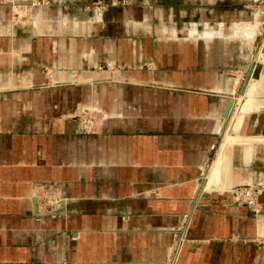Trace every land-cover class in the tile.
<instances>
[{"label":"crops","instance_id":"0c3cea01","mask_svg":"<svg viewBox=\"0 0 264 264\" xmlns=\"http://www.w3.org/2000/svg\"><path fill=\"white\" fill-rule=\"evenodd\" d=\"M29 2L0 0V264H264V0Z\"/></svg>","mask_w":264,"mask_h":264},{"label":"built area","instance_id":"2783aa9c","mask_svg":"<svg viewBox=\"0 0 264 264\" xmlns=\"http://www.w3.org/2000/svg\"><path fill=\"white\" fill-rule=\"evenodd\" d=\"M42 2V1H41ZM32 4L40 3L38 0H31ZM79 130L84 134H93L96 131V120L92 115H84L81 117L79 121ZM232 200L234 203L241 204L247 207L249 210L253 212H257L259 210V204L257 201L258 191L257 189L250 186H241L235 188L232 192ZM182 241L178 242L175 246L171 259L167 262V264L174 263V253L178 251L179 246H181Z\"/></svg>","mask_w":264,"mask_h":264},{"label":"water","instance_id":"95a60500","mask_svg":"<svg viewBox=\"0 0 264 264\" xmlns=\"http://www.w3.org/2000/svg\"><path fill=\"white\" fill-rule=\"evenodd\" d=\"M38 1L40 3H42L41 2L42 0H38ZM29 3H30L31 6L34 5V4L31 3V0H30ZM263 50H264V45L262 47V51ZM249 61H250V59H248V62ZM240 70L246 71V74H245L244 78H242L241 86H240V88L238 90L239 97H242V96H246L245 95L246 90L250 87V83L252 82V80H255V79L258 78L259 72L261 70V64L259 62L253 61L249 65L247 63L244 64V66H242L240 68ZM235 105H236V108H235V111H236L237 108L240 106V102L238 100L234 101L233 97L227 98L226 104H225V108H224V111L222 113V121H225V120H227L229 118L230 113H231V111H232V109H233V107ZM83 112L87 113V112H89V110H85ZM238 187H241V186H238ZM34 212L35 213L37 212V206L34 207ZM254 213H256V212H254Z\"/></svg>","mask_w":264,"mask_h":264},{"label":"bare ground","instance_id":"6f19581e","mask_svg":"<svg viewBox=\"0 0 264 264\" xmlns=\"http://www.w3.org/2000/svg\"><path fill=\"white\" fill-rule=\"evenodd\" d=\"M38 4H40V3H38ZM36 5V4H35ZM262 50V49H261ZM260 56H261V54H260ZM251 62V61H250ZM260 62V61H259ZM262 65V64H261ZM262 67V66H261ZM258 79V78H257ZM253 81L254 80H252V82L250 83V87L247 89V92L245 93V95L246 96H242L240 99H238V101L240 102V106L237 108V110L235 111V109H234V111H235V113L233 114V116H232V118H231V126L229 127V129H228V131H227V133L223 136L224 137V141L226 142V143H231V142H233V141H237L236 140V138H234L233 137V135H232V131L230 132V130L231 129H233V128H235L236 126H238V124L241 122V119H242V114L246 111V102H247V99H248V97H249V94H250V92H251V90H252V83H253ZM231 128V129H230ZM235 139V140H234ZM227 145V144H226ZM228 146V145H227ZM223 148V147H222ZM221 149V148H220ZM221 152V151H220ZM219 155V154H218ZM226 157V156H225ZM226 160V159H225ZM225 160L223 161V156L222 155H219L218 156V160H217V162L216 163H218V165H216L215 163V165L217 166L216 167V169L214 170V173H213V171H212V173L213 174H211V176L209 177L210 178V180H211V182H213V181H215V174H216V170H217V168L219 167V166H221V168H222V166H223V164H224V162H225ZM214 168V167H213ZM220 168V167H219ZM218 168V169H219ZM224 168H226V167H224ZM211 170H213V169H211ZM220 171L222 172L223 170L222 169H220ZM219 170H218V172H220ZM221 172H220V174H221ZM218 174V173H217ZM223 174V173H222ZM223 176V175H222ZM221 176V177H222ZM208 178V179H209ZM222 179V178H221ZM217 180V179H216ZM218 182H220L221 183V180H220V177H219V180H218ZM219 183V184H220ZM223 183V182H222ZM221 183V184H222ZM216 184V183H215ZM221 184H220V186H221ZM212 185H214V184H212ZM211 185V186H212ZM223 185H225L224 183H223ZM222 185V186H223ZM219 186V187H220ZM206 187H207V185H206ZM216 187H218V186H216ZM210 188V187H209ZM208 188V189H209ZM212 188H213V186H212ZM179 254H180V246H179V248H178V251H177V253H176V256H175V258H174V262L176 261L177 262V260H178V257H179Z\"/></svg>","mask_w":264,"mask_h":264},{"label":"rangeland","instance_id":"374dc122","mask_svg":"<svg viewBox=\"0 0 264 264\" xmlns=\"http://www.w3.org/2000/svg\"><path fill=\"white\" fill-rule=\"evenodd\" d=\"M119 3H120V4H123L124 2H123V1H120ZM240 98H241V97H239L238 99H240ZM227 131H228V130H227ZM227 131L225 132V134L227 133ZM225 134H224V135H225ZM225 136H226V135H225ZM225 136H224V137H225ZM219 155H222V154H219ZM219 155H218V156H219ZM182 246H183V245H182ZM182 246H180V252H181ZM177 261H178V260H177Z\"/></svg>","mask_w":264,"mask_h":264}]
</instances>
